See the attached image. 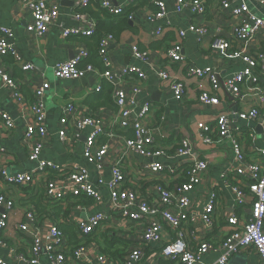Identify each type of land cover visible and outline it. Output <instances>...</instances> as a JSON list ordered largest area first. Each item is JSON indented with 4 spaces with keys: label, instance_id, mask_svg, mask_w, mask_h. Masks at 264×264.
<instances>
[{
    "label": "crops",
    "instance_id": "1",
    "mask_svg": "<svg viewBox=\"0 0 264 264\" xmlns=\"http://www.w3.org/2000/svg\"><path fill=\"white\" fill-rule=\"evenodd\" d=\"M56 1L59 4V17L50 32L39 38L27 31L28 26L34 23V17L28 8L22 6L21 0H0V25L12 29L14 36L11 43L22 58L21 63H31L34 71L23 72L21 65H17L10 57H5L3 62L20 86L28 105L34 102L35 87L46 82L50 84V90L44 100L49 139L42 158L59 165L64 171L76 166L86 167L91 173V181L97 185L99 178L105 181L111 179L112 163L109 161L125 153L126 140L134 135L131 130H124L120 126L119 109L113 98L114 86L100 77L103 70L96 68L97 73H90L80 80H60L55 77L54 67L58 63L74 59L83 50L91 51V42L84 38L86 36H73L68 39L62 36L65 30L87 28L85 21L74 18L78 1ZM155 1L158 0H111L114 7H122L125 11L133 9V19H128L130 29L122 32L108 47L113 71L120 74L127 67L137 66L146 72V80L142 83L136 77H120L117 84L129 94L135 85H141L142 92L136 99L140 107L146 103L152 105L145 124L152 129L156 144L164 153L163 157L159 158L134 152L125 153L122 163L127 176L125 187L139 191L151 199L156 196V185L173 187L186 182L191 165L185 164L174 173L169 168H175L181 162L176 157V149L183 140H189L194 155L209 162L208 172L202 175L201 183L190 195L192 211L202 215L208 195L218 194L212 225L198 221L195 225L188 226L186 234L191 249H195L200 241H206L214 247L197 263L208 264L222 255L221 245L234 232V227L229 225L228 219L238 217L242 224L249 219L251 213V196L247 193L244 203H240L233 189L240 187L246 190L241 179L235 177V170L240 163L235 159L231 143L226 138L242 132L239 139L246 160H258L256 152L264 149V121H245L234 113L249 110L251 106L257 105L264 113V70H256L255 85L247 87L244 91L246 98H236L222 86L245 66L215 51L212 47L213 41L216 35L230 36L233 26L238 22V19L231 17V10L241 3L236 2L230 9H223L222 0H210L204 15H193L188 10L179 13L177 0H160L165 3L167 14L161 20L152 21L151 15L159 11ZM245 3L253 14L264 17V6L254 0H245ZM116 19L123 20V17L118 16ZM102 20L107 21L105 17ZM193 25L207 28L208 35L201 37L197 33L189 32ZM159 28L164 29L160 36L157 35ZM180 31H185L184 39L180 37ZM176 43L182 46L184 63H172L165 58L166 51ZM136 48L140 52L149 51V58L145 61L139 60L135 54ZM251 50L264 52V39L255 41ZM193 67H212L220 73L219 106L206 107L200 103V94L211 90V85L207 79L188 77V71ZM160 71H165L172 79L186 84L187 92L182 101L176 100L169 84L161 81ZM98 87H101L99 92L96 91ZM69 104L75 106L78 118L93 117L102 122L104 134L99 138L98 145L110 147V158L107 159L108 162L105 161L101 172L84 158V145L91 129H86L79 135L75 133L71 143H63L59 139L58 132L63 128L60 121ZM23 106L12 100L9 89L4 87L0 80V111L8 113L16 124L12 133H0V192L10 195L15 202L9 224L1 236L6 247L0 245V256L12 264H21L20 257H29L35 238L48 237L52 226H57L62 231V226V232L69 245L80 244L88 247L82 264H100L99 256L106 257L105 264H121L130 251L139 247H144L145 250L140 264H179L157 259L162 247L175 240L174 232L163 225L161 242L144 246L143 227L122 217L116 211L106 188H102V201H93L92 205L78 203L75 200L77 197L72 195L56 204H46L44 199L46 212L41 214L33 201L40 195L44 198V181L41 185L22 188L4 184L1 170L5 169L11 175H16L30 173L37 167L28 159L23 145V136L28 122L31 121L28 107L25 104ZM221 113L229 116L230 126L229 133L218 138L215 119ZM200 124L207 127V130H201ZM73 132L74 130L70 129L69 135L72 136ZM206 136L212 139L211 144L204 141ZM158 162L164 163L167 169L160 173L151 172L149 167ZM49 180L58 181L60 186L68 185L67 175H52ZM32 210L37 214L36 220L28 223L27 231H21L20 225L27 222V213ZM66 211H69L68 217H65ZM98 213L106 216L105 221L95 233L85 235L80 231L79 222L87 221ZM67 227L71 228L74 238L68 233ZM238 255L246 257V264H261V259L254 250ZM40 264H50L44 253Z\"/></svg>",
    "mask_w": 264,
    "mask_h": 264
},
{
    "label": "built area",
    "instance_id": "2",
    "mask_svg": "<svg viewBox=\"0 0 264 264\" xmlns=\"http://www.w3.org/2000/svg\"><path fill=\"white\" fill-rule=\"evenodd\" d=\"M78 10L74 18L78 21L87 23L86 30H65L62 33L63 38L68 39L73 36H93L97 30L96 21L88 14L82 13L83 9L92 7L99 11H106L113 15H121L125 12L122 7H114L111 0H77ZM210 0H177V11L179 13L188 10L193 15H204L207 11L206 5ZM264 6V0H254ZM241 3L240 6L231 10V17L238 19L233 26L230 36L216 35L213 41V49L231 60L241 62L245 68L233 77L227 79L222 86L236 98L244 97V91L247 87L255 85L254 75L258 68L264 70V52L252 51L251 46L255 41L264 39V17L253 14L245 0H222L223 9H230L233 3ZM23 7L28 8L33 17L34 23L28 26V33L36 37H44L50 32L52 26L59 17V4L56 0H21ZM159 11L152 14V21L161 20L167 14V8L164 2L155 1ZM133 19V15L130 17ZM189 32L197 33L201 37L208 35V29L193 25ZM164 33L163 28H159L157 35ZM179 35L185 38V31H180ZM13 31L9 27L0 25V80L4 87L8 88L11 98L19 106L28 107L31 115V121L28 122L24 136L23 145L26 148L28 159L35 163L37 167L30 173L11 175L7 170H1V176L4 184L13 187H29L41 185L44 181V199L46 204L63 201L67 196L73 197L86 196L95 203L102 201L103 191L106 188L109 193L110 201L116 211L131 222L138 223L144 229L142 239L144 246L151 243H159L162 240L163 225L167 226L175 234V240L172 243L162 247L157 255L159 260H170L179 264H197L202 257L214 247L206 242L200 241L195 249H191L187 243V228L195 225L198 221L211 226L215 218L218 194L210 193L207 197L202 215L192 211L191 194L201 183L202 175L209 170V162L197 158L193 153L192 144L189 140H183L176 149V157L180 159L175 168L169 170L174 173L185 164L191 165L187 172V181L177 184L173 187L156 185V196L149 199L141 192L131 188H126V173L123 170L122 163L124 155L127 152H134L146 157H163L164 153L156 144V138L152 129L146 124L145 120L152 110V105L146 103L142 107L136 99V96L142 92L141 85H135L129 94L120 88L117 81L120 77H136L140 83L146 80V72L137 66L125 68L120 74L113 71L112 61L108 56V47L113 37L102 39L99 48V57L103 63L105 71L100 77L114 86L113 98L119 109L120 126L124 130H131L134 137L127 139L124 149L125 153L112 161V177L109 181L99 178L97 185L91 181L90 171L83 166H76L64 171L59 165L42 158L45 144L49 139L47 127V109L45 98L50 90L48 82L35 87L34 102L26 104L20 86L12 77L6 66L4 58H12L25 73L33 72L34 66L31 63L22 64V58L11 43ZM136 57L145 61L149 58V51L140 52L135 49ZM90 57L89 51L83 50L74 59L66 62H60L54 67V74L60 80H80L90 73H97L94 65H86L81 68L80 65ZM165 58L172 63H184L182 46L180 43L174 44L166 51ZM188 77L197 79H207L210 82L211 90L203 91L200 94L199 101L206 107H217L221 104L218 96L220 86V73L212 67L199 68L193 67L188 71ZM161 81L169 84V87L178 101H182L187 92L185 83L172 79L165 71H160ZM97 92L101 91L98 87ZM240 119L245 121L263 120L264 113L260 107L251 106L249 110H242L234 113ZM63 128L58 132L59 139L63 143H71L75 133L91 129L90 135L84 145V158L90 164L95 166L96 170L101 172L105 161L110 158V147L108 145H98V140L104 134L102 122L93 117H80L76 115V108L69 104L64 110L61 118ZM230 119L226 113L219 114L215 119V129L218 138H222L229 133ZM201 130H207V127L200 124ZM16 129L13 118L6 112L0 111V133H12ZM73 129V135H69V130ZM242 132L226 138L230 141L235 159L240 165L235 170V177L240 178L244 183V190L240 187H233L236 191L239 202L244 203V198L248 193L251 196V213L246 222L240 224L238 217H230L229 225L234 227L225 242L221 245L222 255L214 262L208 264H230L231 259L243 252L254 250L264 264V149L256 152L258 160H246V155L241 147L240 139ZM208 144L212 139L204 137ZM120 156V155H119ZM108 162V160H107ZM167 167L162 162L153 163L149 170L153 173L164 172ZM67 175L68 185L60 186L56 180H49L52 175ZM15 208L13 198L3 192H0V245L6 244L2 241V234L7 228L10 219V213ZM37 214L34 210L27 213V222L20 225L21 231L28 230V223L36 220ZM106 216L102 213L91 216L87 221L79 222L80 231L85 235H91L105 221ZM88 247L86 245H69L63 232L57 226H52L49 235L46 238H35L31 247L29 257L21 256V264H40V259L44 253L50 264H82L85 261ZM145 256L144 247L136 248L128 253L121 264H140ZM98 262L105 264L106 257L99 256ZM0 264H12L4 257L0 256Z\"/></svg>",
    "mask_w": 264,
    "mask_h": 264
},
{
    "label": "trees",
    "instance_id": "3",
    "mask_svg": "<svg viewBox=\"0 0 264 264\" xmlns=\"http://www.w3.org/2000/svg\"><path fill=\"white\" fill-rule=\"evenodd\" d=\"M132 12H133V9L129 11H125L121 15H113L106 11L96 10L92 7L83 9L82 13L88 14L90 17H92L96 21L97 30L93 36L84 37V38H87L88 41L90 40L91 43H89V46L92 52L89 51L90 57L87 60H85L83 64L80 65L81 68H84L86 65L91 64V65H94V67L105 71L103 63L99 57L100 43L102 39H104L105 37H109V36L113 37L114 39H117L122 32H124L127 29H130L128 19L132 16ZM118 16L123 17V20H117L116 18ZM104 17L107 21L102 20V18ZM131 137H133L132 134H131ZM75 200L78 203H83L86 205H92L94 203L91 198H88L86 196L77 197ZM43 201H44L43 195H40L39 197H35L33 201V204L37 207V210L41 214L46 212V207L45 205H43ZM59 202H55L54 204L59 203ZM68 216H69V211H66L65 217H68ZM67 228H68V233H70L71 236L74 238L75 235L72 233L71 228L69 227ZM61 229L63 231L62 226H61ZM79 245L77 244L75 246H79Z\"/></svg>",
    "mask_w": 264,
    "mask_h": 264
},
{
    "label": "water",
    "instance_id": "4",
    "mask_svg": "<svg viewBox=\"0 0 264 264\" xmlns=\"http://www.w3.org/2000/svg\"><path fill=\"white\" fill-rule=\"evenodd\" d=\"M237 262L238 264H246V257L242 255H236L230 262V264H235Z\"/></svg>",
    "mask_w": 264,
    "mask_h": 264
}]
</instances>
